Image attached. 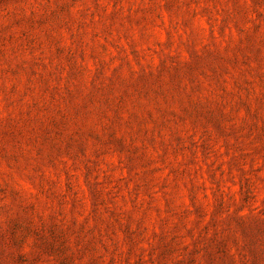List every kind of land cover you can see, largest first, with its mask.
<instances>
[{
    "label": "rangeland",
    "instance_id": "rangeland-1",
    "mask_svg": "<svg viewBox=\"0 0 264 264\" xmlns=\"http://www.w3.org/2000/svg\"><path fill=\"white\" fill-rule=\"evenodd\" d=\"M0 264H264V0H0Z\"/></svg>",
    "mask_w": 264,
    "mask_h": 264
}]
</instances>
